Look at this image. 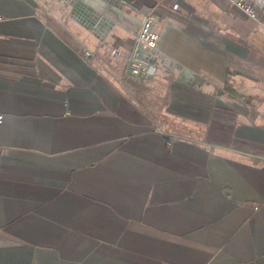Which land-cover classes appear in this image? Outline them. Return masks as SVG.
I'll return each instance as SVG.
<instances>
[{
    "label": "crops",
    "instance_id": "obj_1",
    "mask_svg": "<svg viewBox=\"0 0 264 264\" xmlns=\"http://www.w3.org/2000/svg\"><path fill=\"white\" fill-rule=\"evenodd\" d=\"M88 1L0 0V264H264V2Z\"/></svg>",
    "mask_w": 264,
    "mask_h": 264
},
{
    "label": "built area",
    "instance_id": "obj_2",
    "mask_svg": "<svg viewBox=\"0 0 264 264\" xmlns=\"http://www.w3.org/2000/svg\"><path fill=\"white\" fill-rule=\"evenodd\" d=\"M233 6L243 12L245 15L259 20L256 2L263 3L264 0H228ZM135 40L127 59V70L131 75L141 78H150L156 71V65L150 60L149 54L157 48L158 32L154 29V17L146 14L142 20ZM86 54L90 51L86 50ZM4 118L0 111V123Z\"/></svg>",
    "mask_w": 264,
    "mask_h": 264
},
{
    "label": "rangeland",
    "instance_id": "obj_3",
    "mask_svg": "<svg viewBox=\"0 0 264 264\" xmlns=\"http://www.w3.org/2000/svg\"><path fill=\"white\" fill-rule=\"evenodd\" d=\"M65 7H69L72 10V15L79 21L92 22L93 15L98 9L96 5L92 4L88 0H60Z\"/></svg>",
    "mask_w": 264,
    "mask_h": 264
},
{
    "label": "bare ground",
    "instance_id": "obj_4",
    "mask_svg": "<svg viewBox=\"0 0 264 264\" xmlns=\"http://www.w3.org/2000/svg\"><path fill=\"white\" fill-rule=\"evenodd\" d=\"M136 39V38H135ZM133 46V45H132ZM131 51V50H130Z\"/></svg>",
    "mask_w": 264,
    "mask_h": 264
}]
</instances>
